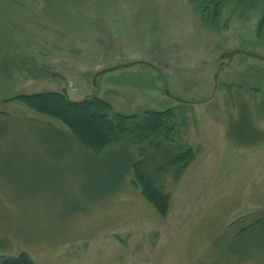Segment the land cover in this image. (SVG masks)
I'll return each mask as SVG.
<instances>
[{
  "label": "rangeland",
  "instance_id": "374dc122",
  "mask_svg": "<svg viewBox=\"0 0 264 264\" xmlns=\"http://www.w3.org/2000/svg\"><path fill=\"white\" fill-rule=\"evenodd\" d=\"M200 3L0 0V261L264 264V61L220 59L264 57L261 8L229 0L211 25ZM45 91L123 116L172 109V133L94 154L10 101ZM187 149L185 167L160 158ZM136 160L168 196L164 218L132 182Z\"/></svg>",
  "mask_w": 264,
  "mask_h": 264
},
{
  "label": "trees",
  "instance_id": "16d2710c",
  "mask_svg": "<svg viewBox=\"0 0 264 264\" xmlns=\"http://www.w3.org/2000/svg\"><path fill=\"white\" fill-rule=\"evenodd\" d=\"M227 2L229 0H201L199 9L202 20L211 25L216 24L220 11ZM237 3L246 9L261 8L256 35L264 39V0H237ZM10 101H18L39 114L62 122L79 144L94 154L106 151L112 144L119 143L127 137L131 138L133 144H139L146 140L147 136L156 135L161 131H165L168 139V135L172 133V128L168 125L174 117L172 109L146 111L141 116H123L113 114L111 106L100 98L71 101L63 94L48 91L18 95ZM132 124L134 129H131ZM138 153L141 154L140 150ZM160 158L167 161V166L185 167L191 162L193 155L190 149L173 157L169 151H163ZM130 167L133 172L132 182L158 215L164 218L168 211V196L156 187L153 177L144 172L142 161H133ZM0 264L32 262L27 254L20 253L13 258H2Z\"/></svg>",
  "mask_w": 264,
  "mask_h": 264
},
{
  "label": "water",
  "instance_id": "95a60500",
  "mask_svg": "<svg viewBox=\"0 0 264 264\" xmlns=\"http://www.w3.org/2000/svg\"><path fill=\"white\" fill-rule=\"evenodd\" d=\"M236 53H242V54H245V55H248V56H251V57L257 58V59H259V60H261V61H264V57H260V56H257V55H255V54H252V53H246V52H243V51H231V52L223 53V54L220 56V59H223V58H231V57H232L234 54H236ZM101 73H103V71L100 72V73H98V74H101ZM166 94H168V93L166 92Z\"/></svg>",
  "mask_w": 264,
  "mask_h": 264
}]
</instances>
